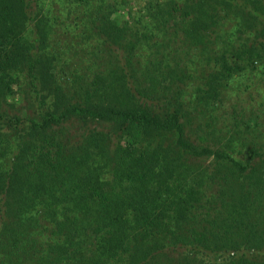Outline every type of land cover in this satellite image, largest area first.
<instances>
[{
	"label": "trees",
	"instance_id": "16d2710c",
	"mask_svg": "<svg viewBox=\"0 0 264 264\" xmlns=\"http://www.w3.org/2000/svg\"><path fill=\"white\" fill-rule=\"evenodd\" d=\"M56 1L81 55L0 0V264H264V0Z\"/></svg>",
	"mask_w": 264,
	"mask_h": 264
},
{
	"label": "rangeland",
	"instance_id": "374dc122",
	"mask_svg": "<svg viewBox=\"0 0 264 264\" xmlns=\"http://www.w3.org/2000/svg\"><path fill=\"white\" fill-rule=\"evenodd\" d=\"M133 3L134 2H132V1H129V2L127 1V4H126L127 8H131V9L134 8L135 6L133 5ZM48 5H49V0H47L45 8L48 7ZM54 5H56V11L54 12V10L52 9V15L49 14V13H47V14L49 15L50 18L51 17H55V20L57 21L58 24L62 23V25H61V27L59 29V31L61 32V37L63 39L62 46H61L62 47V51L68 57H69V55H68L69 51H74V52H71V54H76V55L79 54V55H81L80 52H79L80 49H73L71 47V46H73L74 41H72V39H70L68 37V35H71L70 28L66 27V29H65V25H67V21H68V19L70 17V14H69V11H71L70 7L67 5V3L61 4V3L57 2L56 0H55V4ZM227 16L230 17V18H237V17H232L231 15H227ZM233 20H235V19H233ZM221 23H222L221 29H222L223 33L225 32V30H228L227 32H234V30H235L234 29V21H231V24H228L227 20L224 19ZM231 27H232V29H231ZM58 28H59V26H58ZM233 35L236 38V36L238 34L236 32H234ZM63 37H65L66 39H64ZM243 38H247V32H245V33H243L241 35V39H243ZM262 70H263L262 67H260V70L254 71L255 72V73H253L254 77L253 76H251V77L253 78V81H254L253 84L254 85H261L262 89L264 90V73L261 72ZM245 95H247V92L244 93L242 98ZM228 98L229 99H227V100H230V101L234 100V97H229L228 96ZM227 100L224 103L226 106L228 105V101ZM259 135H260V137L261 136L264 137V132H260ZM259 135H258V137H259Z\"/></svg>",
	"mask_w": 264,
	"mask_h": 264
}]
</instances>
